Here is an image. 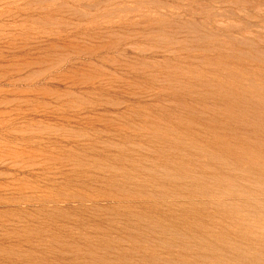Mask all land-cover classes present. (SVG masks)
Returning <instances> with one entry per match:
<instances>
[{
    "label": "rangeland",
    "instance_id": "374dc122",
    "mask_svg": "<svg viewBox=\"0 0 264 264\" xmlns=\"http://www.w3.org/2000/svg\"><path fill=\"white\" fill-rule=\"evenodd\" d=\"M0 264H264V0H0Z\"/></svg>",
    "mask_w": 264,
    "mask_h": 264
},
{
    "label": "bare ground",
    "instance_id": "6f19581e",
    "mask_svg": "<svg viewBox=\"0 0 264 264\" xmlns=\"http://www.w3.org/2000/svg\"><path fill=\"white\" fill-rule=\"evenodd\" d=\"M251 255V254H250ZM249 262H250V260H249Z\"/></svg>",
    "mask_w": 264,
    "mask_h": 264
}]
</instances>
